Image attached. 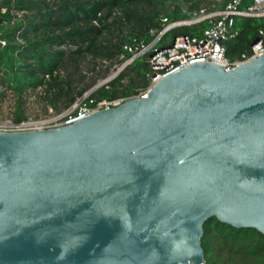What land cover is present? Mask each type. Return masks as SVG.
Segmentation results:
<instances>
[{
  "label": "water",
  "instance_id": "95a60500",
  "mask_svg": "<svg viewBox=\"0 0 264 264\" xmlns=\"http://www.w3.org/2000/svg\"><path fill=\"white\" fill-rule=\"evenodd\" d=\"M264 235V55L195 64L69 126L0 132V264H204Z\"/></svg>",
  "mask_w": 264,
  "mask_h": 264
},
{
  "label": "trees",
  "instance_id": "16d2710c",
  "mask_svg": "<svg viewBox=\"0 0 264 264\" xmlns=\"http://www.w3.org/2000/svg\"><path fill=\"white\" fill-rule=\"evenodd\" d=\"M231 1L0 0V41L5 42V46L0 44V88L16 97L13 122L26 119L21 98L28 89L42 88L53 111L67 110L96 82L91 79L86 83L80 73L88 57L94 62L119 65L122 54L127 60L130 57L123 46L134 41L144 45L157 41L155 48L161 49L178 36L201 39L206 23L160 34L167 24L188 20L200 9L211 11L214 6L221 10ZM252 3L241 0L239 9ZM232 31L236 35L223 42L225 57L230 63L241 62L259 39L258 33L264 32V17L236 18ZM149 59L150 54L134 59L113 80L92 92L89 99L95 103L128 99L148 89ZM62 71L67 74L61 76ZM104 73L106 76L108 70ZM202 229L204 264H264V235L257 230L236 229L214 217Z\"/></svg>",
  "mask_w": 264,
  "mask_h": 264
},
{
  "label": "built area",
  "instance_id": "2783aa9c",
  "mask_svg": "<svg viewBox=\"0 0 264 264\" xmlns=\"http://www.w3.org/2000/svg\"><path fill=\"white\" fill-rule=\"evenodd\" d=\"M240 4L241 0H232L221 10L215 9L214 6H212L211 11L200 9L197 12H193L188 20L167 24L160 34L163 35L169 30L180 26L206 23L207 27L201 39L182 35L175 37L168 47L161 49L155 48L157 41L150 45H144L143 43L134 41L131 45L123 46L124 53L130 55L128 60L125 59L122 54L119 57L122 63L114 66L117 72L108 76L101 84L96 85L82 97L78 98L73 106L65 110L62 114L48 120L40 121H32L26 118L20 123H15L12 119L6 120L0 124V132H34L69 126L89 118L95 112L116 108L129 100L144 97L147 89L138 91L137 96L128 99H117L114 101L104 100L97 103L89 99L92 92L113 80L125 67L131 64L134 59L146 54H150L149 65L151 74L148 75L150 87L166 76L178 73L195 64H213L221 66L225 70H230L239 64L246 63L264 55V32L260 31L258 33L259 39L251 45L250 53L243 55V61L230 63L225 57L223 42L236 35L235 32L232 31L235 19L264 17V0H253L250 6L243 9H239ZM162 22L165 24L166 20L163 19ZM17 41L21 45H24L21 39H17ZM0 44L1 46H5V42L3 41H0ZM36 90L41 93L43 89L38 88ZM28 93H30L29 89L23 95ZM42 94L44 95V91ZM13 112L14 109L11 115H13Z\"/></svg>",
  "mask_w": 264,
  "mask_h": 264
},
{
  "label": "rangeland",
  "instance_id": "374dc122",
  "mask_svg": "<svg viewBox=\"0 0 264 264\" xmlns=\"http://www.w3.org/2000/svg\"><path fill=\"white\" fill-rule=\"evenodd\" d=\"M116 65L117 64L110 65L108 63L107 64L101 63L99 61L94 62L88 57L85 60V62H83V64L81 65V70H80V73L85 77L86 83H89L91 79L96 80L95 84H93L88 91H90L96 85L101 84L104 80L108 78V76L112 75L113 73H116L117 70L116 68H114V66ZM105 70H108L106 76H104ZM66 74L67 72L65 71H62L60 73L61 76H65ZM124 83L126 82L124 81ZM81 86L82 83L79 84L78 88H80ZM149 88L150 86L148 87V89ZM43 91L44 90H42V92L40 93V91L31 90L30 93L22 96L21 102L23 105L24 114L27 119H31L32 121L48 120L54 118L57 115L62 114L65 111V109H60L61 108L60 104H58L57 107L60 109V111L59 112L53 111V109H51L48 106V101L44 98L45 95L42 94ZM0 93H3V95L0 96V124H1L6 120L12 119L13 115L11 114H12V110L15 108L14 105H15L16 97L9 90H3L2 88H0Z\"/></svg>",
  "mask_w": 264,
  "mask_h": 264
}]
</instances>
